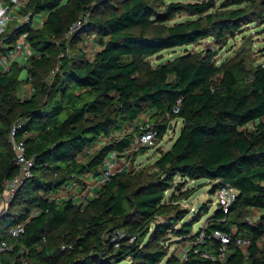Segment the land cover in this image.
I'll return each instance as SVG.
<instances>
[{
  "label": "trees",
  "instance_id": "obj_1",
  "mask_svg": "<svg viewBox=\"0 0 264 264\" xmlns=\"http://www.w3.org/2000/svg\"><path fill=\"white\" fill-rule=\"evenodd\" d=\"M23 13L46 20L1 36L13 45L27 33L33 51L28 77L21 79L17 63L0 70V192L19 171L15 125V140L34 160L32 177L0 220V242L13 244L4 264H264V63L249 67L240 55L218 62L211 47L151 61L205 38L227 45L264 18V0H29ZM182 14L189 17L176 21ZM78 20L82 27L68 36ZM91 39L99 48L93 55ZM149 108L164 117L155 122L158 137L171 120L183 121L169 149L140 170L116 172L86 203L57 196L102 175L111 154L122 155L140 132L127 124ZM187 179L211 181V194L223 184L237 191L228 210L218 205L197 232L212 204L190 218L181 202L196 189H182ZM255 209L261 214L250 222ZM22 221L25 232L12 238L9 229ZM170 233L191 241L184 257L169 253ZM239 237L250 243L238 246Z\"/></svg>",
  "mask_w": 264,
  "mask_h": 264
},
{
  "label": "built area",
  "instance_id": "obj_2",
  "mask_svg": "<svg viewBox=\"0 0 264 264\" xmlns=\"http://www.w3.org/2000/svg\"><path fill=\"white\" fill-rule=\"evenodd\" d=\"M29 0H0V70L8 71L14 63L23 67L21 72V79L28 77V69L26 64L30 57L33 54L32 48L27 41V33H22L20 37L15 41L13 45H9L4 41V38H1L3 34L11 27L18 28L24 24L30 23L33 27L41 26V20L38 15H32V13H23V8ZM83 25L82 20H78L73 23L68 31V36L77 32ZM175 112L179 111V107L174 109ZM167 117L170 118V115L167 114ZM173 125V124H172ZM20 125H15L11 131V139L15 151V162L18 166V174L11 180L6 182L5 189L0 192V220L5 217L9 212L10 203L13 201L16 192L20 185L32 177L34 160L29 158L26 154V145L23 141H16L14 136L16 133L17 127ZM158 137L157 126L154 122L147 121L140 125V132L136 134L133 138L132 145L122 152V155H119L114 151L109 160L108 168L102 173L98 178V184L101 186L107 179H109L113 174L116 173L114 167V159L119 157L126 158L128 162L133 158L143 147L153 144V142ZM87 177V176H86ZM85 178V177H84ZM66 186L65 188H67ZM218 196L219 205L224 208L225 211L228 210V207L234 202L237 196L236 189L229 185L223 184L218 187L216 190ZM39 213L38 209H35L33 215ZM250 222L255 220L250 217ZM26 222L22 221L13 225L9 229V235L12 238H18L25 232ZM120 232L114 235V239ZM214 237L221 239L223 242H229L230 239L225 235L216 231ZM204 233H201L196 243L203 242ZM132 239L131 241H133ZM194 242V244H195ZM238 246H244L250 243V240L247 238H237L236 240ZM71 247V245H64L63 248ZM13 248V244L7 240L0 242V264H4L3 256L10 252ZM205 258L216 259V257L209 252H203Z\"/></svg>",
  "mask_w": 264,
  "mask_h": 264
},
{
  "label": "rangeland",
  "instance_id": "obj_3",
  "mask_svg": "<svg viewBox=\"0 0 264 264\" xmlns=\"http://www.w3.org/2000/svg\"><path fill=\"white\" fill-rule=\"evenodd\" d=\"M223 1L224 0H218L219 3ZM188 17V15L182 14L181 16H178L176 18V21H182ZM207 47H211L217 50L216 60L218 62H223L232 57L240 55L244 56V58L246 59V64L249 67H255L259 63H264V18L246 24L244 28L225 46H217L212 38H205L202 39L200 43H195L187 47L181 46L173 49L163 50L160 56H153L151 58V61L154 64H157L168 59H173L174 57L182 55L188 51H199ZM86 48L90 55H93L94 52L99 49L95 42V39L89 40L87 42ZM159 57H161V59ZM29 90L30 86L26 85L21 89L20 93L27 94ZM171 124H174L175 128L171 127L167 130L165 135H163L162 137H157L153 144L149 145V148L146 152H139L135 156H133V158L130 159L128 162L126 161V164L128 165L126 170H140L145 166H149L153 164L154 160L156 161L157 158L160 156V150L165 151L170 148V146L180 134L183 121L181 118H176L171 120L170 125ZM114 169L116 172H119L116 167H114ZM176 181H181V178L177 177ZM211 187V181L202 179H187L184 187L182 188L183 190H190L193 188L196 189V191L189 200H183L181 202L183 206L190 209V218H194L195 215L198 214V211L203 206V204H212L210 212L204 214L203 218L194 225L195 232H197V230L201 228V226L206 222V219L214 212V210L219 205L217 194H211ZM172 190L173 189H171L167 194L170 195L172 193ZM253 215L255 214L253 213ZM166 241H168V244L170 246L169 253L176 254L181 257L185 256L184 251L191 244V241L183 240L180 237L174 235L173 233H170L166 237ZM161 264H164V262Z\"/></svg>",
  "mask_w": 264,
  "mask_h": 264
},
{
  "label": "crops",
  "instance_id": "obj_4",
  "mask_svg": "<svg viewBox=\"0 0 264 264\" xmlns=\"http://www.w3.org/2000/svg\"><path fill=\"white\" fill-rule=\"evenodd\" d=\"M38 17L41 20V23L45 22L46 14H39ZM156 113H157V110L155 108L147 109L132 124H127V130L132 131L137 126L142 125L143 123L147 121L155 123L156 121L163 120L164 117L155 115ZM171 127L175 128V125L171 124L170 128ZM113 163L116 169L119 170V172L126 170L128 166L126 164V158L124 157L114 159ZM98 178L99 176L89 175L85 178L80 179L79 181L76 180L75 182H72L71 184H69L67 188L61 189L57 196L63 199L72 197L77 203H86L88 199L94 197L97 191L101 188V186L98 184ZM190 198L191 197H189L188 199H185V201L189 200ZM254 214L256 216L252 215V218L255 221H257L259 219V215L261 214V211L258 209H255Z\"/></svg>",
  "mask_w": 264,
  "mask_h": 264
}]
</instances>
